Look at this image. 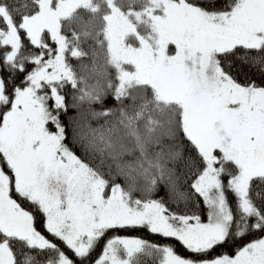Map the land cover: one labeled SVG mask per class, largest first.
I'll return each instance as SVG.
<instances>
[{"label":"snow or ice","instance_id":"1","mask_svg":"<svg viewBox=\"0 0 264 264\" xmlns=\"http://www.w3.org/2000/svg\"><path fill=\"white\" fill-rule=\"evenodd\" d=\"M0 264H264V0H0Z\"/></svg>","mask_w":264,"mask_h":264},{"label":"trees","instance_id":"2","mask_svg":"<svg viewBox=\"0 0 264 264\" xmlns=\"http://www.w3.org/2000/svg\"><path fill=\"white\" fill-rule=\"evenodd\" d=\"M132 235H135V233H132Z\"/></svg>","mask_w":264,"mask_h":264}]
</instances>
